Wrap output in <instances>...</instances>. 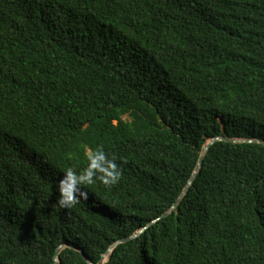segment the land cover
<instances>
[{
  "label": "trees",
  "instance_id": "obj_1",
  "mask_svg": "<svg viewBox=\"0 0 264 264\" xmlns=\"http://www.w3.org/2000/svg\"><path fill=\"white\" fill-rule=\"evenodd\" d=\"M216 137L242 142L189 184ZM97 147L122 179L60 209ZM114 244L104 264H264V0H0V264Z\"/></svg>",
  "mask_w": 264,
  "mask_h": 264
},
{
  "label": "clouds",
  "instance_id": "obj_2",
  "mask_svg": "<svg viewBox=\"0 0 264 264\" xmlns=\"http://www.w3.org/2000/svg\"><path fill=\"white\" fill-rule=\"evenodd\" d=\"M86 166L82 170L72 167L64 171L58 183L59 198L56 204L60 209H72L80 201L88 199V192L83 189L93 186L97 181L105 187H112L122 179L123 172L115 158H110L103 147L85 152Z\"/></svg>",
  "mask_w": 264,
  "mask_h": 264
},
{
  "label": "water",
  "instance_id": "obj_3",
  "mask_svg": "<svg viewBox=\"0 0 264 264\" xmlns=\"http://www.w3.org/2000/svg\"><path fill=\"white\" fill-rule=\"evenodd\" d=\"M216 141H224V142H242V141H238V140L227 139V138H224V137H216V138H214V139L209 140V141L205 144V146H204V148H203V150H202V152H201V155H200V158H199L198 164H197V166H196V168H195L194 174H193V176H192V178H191L189 184L192 182L195 173H196L197 170L200 168V166H201V164H202V162H203V158H204V155H205V152H206L207 148H208L211 144H213L214 142H216ZM189 184H188V185L186 186V188L184 189V192L188 189ZM181 197H182V195L180 196V198H181ZM180 198H179V199L177 200V202L173 205L172 209H173V208L176 206V204L179 202ZM172 209H171L168 213L163 214L162 217L167 216V215L172 211ZM124 241H125V240H121V241L117 242L116 244H118V243H122V242H124ZM116 244H114V245H113V246H112V247H111V248H110V249H109V250H108V251H107L102 257H101V259H100V261L98 262V264H104V263L106 262V259H107L108 255L111 253L112 249L115 247ZM79 252H80L82 258H83L88 264H90V263H89V260H88L87 257L83 254V252H81V251H79ZM57 254H58V251L56 252V254H55V256H54L55 264H59V261L57 260Z\"/></svg>",
  "mask_w": 264,
  "mask_h": 264
}]
</instances>
